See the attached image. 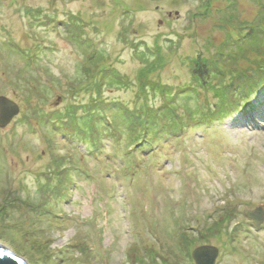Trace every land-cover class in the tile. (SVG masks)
I'll list each match as a JSON object with an SVG mask.
<instances>
[{"label":"rangeland","instance_id":"1","mask_svg":"<svg viewBox=\"0 0 264 264\" xmlns=\"http://www.w3.org/2000/svg\"><path fill=\"white\" fill-rule=\"evenodd\" d=\"M94 51L120 78L82 72ZM263 80L264 0H0V92L22 110L0 127V244L28 264H194L200 245L264 264L243 213L264 214Z\"/></svg>","mask_w":264,"mask_h":264},{"label":"water","instance_id":"2","mask_svg":"<svg viewBox=\"0 0 264 264\" xmlns=\"http://www.w3.org/2000/svg\"><path fill=\"white\" fill-rule=\"evenodd\" d=\"M18 114L17 105L4 96H0V127L7 125L11 118ZM244 216L250 219L255 226H259L264 219L263 209L256 207L245 210ZM218 249L211 245H200L191 252L194 264H215ZM0 264H28L10 249L0 244Z\"/></svg>","mask_w":264,"mask_h":264},{"label":"trees","instance_id":"3","mask_svg":"<svg viewBox=\"0 0 264 264\" xmlns=\"http://www.w3.org/2000/svg\"><path fill=\"white\" fill-rule=\"evenodd\" d=\"M252 35V36H251ZM250 37V38H249ZM250 41V42H254L255 44H258L259 45V41H261V34H258V32H251V33H248L247 35H246V37H245V39H244V42L245 41ZM262 45H263V43H262ZM104 62V54H102V52H100V51H94V52H92L88 57H86L85 58V63H84V65L82 66V65H80V66H82V72H84V74H88V72H87V70H97V72H98V70H101L102 69V75H104L107 71H110V70H113V72H115L116 74H118V72L117 71H115L114 69H112L113 67H108V68H102V67H100V65L102 64ZM82 74V73H81ZM212 75L215 77V75L212 73ZM118 76H119V74H118ZM119 78H120V76H119ZM194 79L196 80V82L198 81L199 82V78H195L194 77ZM148 80V79H147ZM261 80V79H260ZM260 80H257L258 82L260 81ZM264 81V80H263ZM262 84V83H261ZM256 86H258V83H254L253 81H247V82H245L243 85H242V87H243V89H244V91H245V94L246 95H248L247 93H249L250 94V92L251 91H253V90H255V88H256ZM262 86V88H264V84H262L261 85ZM223 87H224V85H223ZM241 87V88H242ZM213 95H214V97L216 98V99H218L221 103H223V100H224V98L225 97H227L228 98V96H227V93L225 94V91L223 90V89H217V90H214L213 89ZM241 94V93H240ZM173 97H174V95H173ZM248 98V97H247ZM95 101L93 102V103H95V105L94 106H97V104H98V102H99V99L98 98H93ZM92 99V100H93ZM239 99H240V97H239ZM243 101V100H242ZM106 103V101H103V106H104V104ZM114 105H115V108L116 109H118L119 111H117L116 113H117V116L119 115L120 117H118L119 118V120L121 121V120H123V121H125V120H127L125 117H124V115L122 114V109L119 107L120 106V103L118 104V103H115L114 102ZM195 110H190V113L192 112H195L197 109H199L198 111H200V114H201V116L200 117H197L198 119H199V121H207V120H209V118H210V114H209V110H203L202 111V108H194ZM65 113V114H64ZM68 114V109L67 110H65V111H63V115H65L66 117L68 116L67 115ZM62 114H61V116L62 117H64ZM134 115V114H133ZM132 115V118L134 117ZM173 116H174V119H176V116H175V114H173ZM171 117V116H170ZM130 118L128 117V120H129ZM131 120V119H130ZM104 121L106 122L107 121V119H106V115L104 116ZM120 121L117 123L118 125H120V126H122V124H123V126H126L123 122H121L120 123ZM154 124V123H153ZM167 125H168V127L169 128H171V130H173V129H176V127L178 126L177 124H175V123H172V124H168V123H166ZM172 125V127H170V126ZM154 129H155V124H154V127H152V128H150V130L151 131H149L151 134L150 135H152V134H154ZM118 130H120V131H122V129H121V127H120V129H118ZM145 130H146V132H147V129L145 128ZM150 135H148V136H150ZM155 135V134H154ZM147 139H148V137L147 138H145V141H147Z\"/></svg>","mask_w":264,"mask_h":264},{"label":"flooded vegetation","instance_id":"4","mask_svg":"<svg viewBox=\"0 0 264 264\" xmlns=\"http://www.w3.org/2000/svg\"><path fill=\"white\" fill-rule=\"evenodd\" d=\"M13 95H14V92H12V95H10L9 93H6V92H2V91L0 92V96H4V97H6L7 99H9V100L15 102V103L17 104V106H18V114L15 115V116H13L8 124L13 123V122L16 120V118H18L19 115H20L21 112H22V110L20 109V106H19V104L17 103V101L14 100V96H13ZM8 124H7V125H8ZM7 125H5V127H6Z\"/></svg>","mask_w":264,"mask_h":264}]
</instances>
